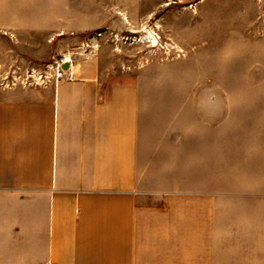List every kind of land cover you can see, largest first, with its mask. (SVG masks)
Here are the masks:
<instances>
[{
	"label": "crops",
	"instance_id": "obj_1",
	"mask_svg": "<svg viewBox=\"0 0 264 264\" xmlns=\"http://www.w3.org/2000/svg\"><path fill=\"white\" fill-rule=\"evenodd\" d=\"M15 5L0 39L29 24ZM78 73L0 87V264H264V167L241 162L228 190L224 134Z\"/></svg>",
	"mask_w": 264,
	"mask_h": 264
},
{
	"label": "rangeland",
	"instance_id": "obj_2",
	"mask_svg": "<svg viewBox=\"0 0 264 264\" xmlns=\"http://www.w3.org/2000/svg\"><path fill=\"white\" fill-rule=\"evenodd\" d=\"M13 1L3 16L29 24L0 39L1 88L70 58L71 76L83 68L105 80L125 76L180 129L224 134L228 190H238L241 162L264 167V0Z\"/></svg>",
	"mask_w": 264,
	"mask_h": 264
},
{
	"label": "built area",
	"instance_id": "obj_3",
	"mask_svg": "<svg viewBox=\"0 0 264 264\" xmlns=\"http://www.w3.org/2000/svg\"><path fill=\"white\" fill-rule=\"evenodd\" d=\"M64 63L65 61L62 59L60 61L56 62L55 68H53V72L52 74L49 73H43V74H39L37 77H34L33 79H24L20 81V85L22 87H26V86H42V85H46L49 82L53 81V82H58L61 79H66L68 78L72 71H71V64L68 62L67 68H64ZM32 77V76H30ZM14 85V83H12Z\"/></svg>",
	"mask_w": 264,
	"mask_h": 264
},
{
	"label": "bare ground",
	"instance_id": "obj_4",
	"mask_svg": "<svg viewBox=\"0 0 264 264\" xmlns=\"http://www.w3.org/2000/svg\"><path fill=\"white\" fill-rule=\"evenodd\" d=\"M148 37L151 38L153 40V42H155L153 36L150 33H149ZM153 45H155V44H153ZM64 61L68 64V62L70 61V58H66Z\"/></svg>",
	"mask_w": 264,
	"mask_h": 264
},
{
	"label": "water",
	"instance_id": "obj_5",
	"mask_svg": "<svg viewBox=\"0 0 264 264\" xmlns=\"http://www.w3.org/2000/svg\"><path fill=\"white\" fill-rule=\"evenodd\" d=\"M67 65H68V64L65 62V64L63 65V66H64V68H67Z\"/></svg>",
	"mask_w": 264,
	"mask_h": 264
}]
</instances>
